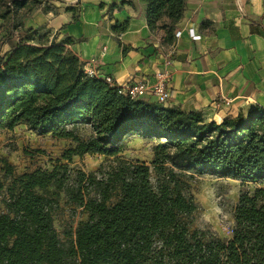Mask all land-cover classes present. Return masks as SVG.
I'll list each match as a JSON object with an SVG mask.
<instances>
[{"label": "trees", "instance_id": "16d2710c", "mask_svg": "<svg viewBox=\"0 0 264 264\" xmlns=\"http://www.w3.org/2000/svg\"><path fill=\"white\" fill-rule=\"evenodd\" d=\"M141 1L150 29H164L171 40L185 0ZM29 2L0 0V18L11 23V49L0 60V126L24 124L38 135L71 139L76 146L68 149L69 160L118 156L134 134L163 142L155 148V183L140 161H122L100 178L79 172L68 184L67 166L18 176L0 157V173L11 179L0 213V264H264V188L241 196L232 236L224 239L195 226L199 206L176 172L166 171L171 164L181 173L264 182V108L209 122L201 112L121 95L87 74L72 50L80 40L51 38L45 27L18 29V13ZM127 27L117 23L114 30ZM73 125L90 126L92 136L82 139L68 129ZM62 192L88 216L67 240L54 227Z\"/></svg>", "mask_w": 264, "mask_h": 264}, {"label": "crops", "instance_id": "0c3cea01", "mask_svg": "<svg viewBox=\"0 0 264 264\" xmlns=\"http://www.w3.org/2000/svg\"><path fill=\"white\" fill-rule=\"evenodd\" d=\"M74 1L62 3L55 14L39 13L41 18L29 19L26 28L45 27L51 38L80 40L72 50L81 61L95 60L101 75L123 85L154 82L166 68V50L177 43L171 67L178 72L170 107L201 112L209 122L247 114L256 106L264 108V0H185L186 10L174 31L183 32L179 40L175 36L170 40L164 29H150L144 1ZM125 22L126 31L115 32L114 26ZM10 29L11 23L0 18L4 59L11 49L6 41ZM190 30L201 39L193 40ZM186 62L192 63L190 71Z\"/></svg>", "mask_w": 264, "mask_h": 264}, {"label": "rangeland", "instance_id": "374dc122", "mask_svg": "<svg viewBox=\"0 0 264 264\" xmlns=\"http://www.w3.org/2000/svg\"><path fill=\"white\" fill-rule=\"evenodd\" d=\"M74 2L76 1L30 0L28 6L19 11L15 25L19 30H23L29 19L41 18L39 13H46L49 10L55 14L64 3L71 5ZM68 129L75 131L84 140L89 139L93 133L91 127L87 125H73ZM160 142L163 141L134 134L126 139L122 146V153L118 156L86 154L84 156L75 155L69 160L66 158L68 149L76 146L71 139H59L52 134L38 135L24 124L18 125L13 130L0 126V157L7 158L15 166L16 175L38 169L52 171L62 165L68 167V184L77 178L79 172L96 173L100 178L101 173L110 172L122 161L146 163L151 168L153 183H155L156 173L153 161L155 148ZM166 168L167 172L169 170L176 172L184 193L192 196L199 206L195 216V226L209 229L224 239L232 236L235 227L234 211L241 196L243 194L254 195L257 190L264 188V182H242L208 173H181L171 164H166ZM10 182V178L0 173V213L5 210L4 202L8 199L7 187ZM51 190L54 191L55 188L52 187ZM87 218V214L70 203L67 195L62 192L54 213V227L61 239L67 240L68 235L74 234L78 224Z\"/></svg>", "mask_w": 264, "mask_h": 264}, {"label": "built area", "instance_id": "2783aa9c", "mask_svg": "<svg viewBox=\"0 0 264 264\" xmlns=\"http://www.w3.org/2000/svg\"><path fill=\"white\" fill-rule=\"evenodd\" d=\"M190 37L193 40H200L201 36L196 34L194 30L189 31ZM183 35L181 30L175 32L176 40H179ZM177 52V43L172 44L166 50V61L165 69L158 72L156 75V80L154 82H143L139 81L137 83L131 84H119L110 76L101 75L96 68V61L91 60L86 63V72L89 76L103 78L106 80L111 87L118 88V93L124 96H127L133 100L142 99L144 101H153L159 104H162L166 107H170V104L174 98V90L172 88V82L175 74L178 72V69L172 68L173 58ZM186 70L192 69V63L186 62L184 64ZM4 69L3 64H0V70ZM202 76L197 78L199 84L202 83ZM225 104H231V100H224Z\"/></svg>", "mask_w": 264, "mask_h": 264}]
</instances>
